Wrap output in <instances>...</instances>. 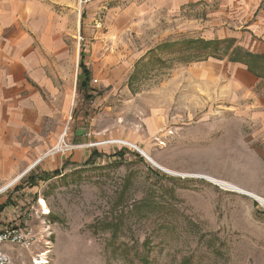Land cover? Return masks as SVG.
<instances>
[{
  "label": "rangeland",
  "instance_id": "rangeland-1",
  "mask_svg": "<svg viewBox=\"0 0 264 264\" xmlns=\"http://www.w3.org/2000/svg\"><path fill=\"white\" fill-rule=\"evenodd\" d=\"M138 2L22 0L35 14L23 29L35 27L32 47L52 82L55 141L15 183L19 201L45 200L49 214L35 223L49 242L11 255L31 264L49 247L45 264H264V204L206 180L264 198L259 126L243 101L209 95L196 77L209 58L239 62L235 41L207 40L206 8L149 14ZM81 51L90 98L77 87ZM0 202L8 217L13 202Z\"/></svg>",
  "mask_w": 264,
  "mask_h": 264
},
{
  "label": "crops",
  "instance_id": "crops-1",
  "mask_svg": "<svg viewBox=\"0 0 264 264\" xmlns=\"http://www.w3.org/2000/svg\"><path fill=\"white\" fill-rule=\"evenodd\" d=\"M132 5L148 9L149 14L206 8L207 40L230 38L243 52L264 53V0H140ZM33 17L32 9L23 11L22 0H0V183L29 171L38 152L47 150L42 153L46 157L55 141V132L47 127L53 107L45 98L53 91L52 82L37 48L32 47L34 37L28 31L35 27L29 21V30L23 29L28 25L24 20ZM195 68L209 95L244 102L243 114L259 126L264 139V78L241 62L209 58Z\"/></svg>",
  "mask_w": 264,
  "mask_h": 264
},
{
  "label": "built area",
  "instance_id": "built-area-1",
  "mask_svg": "<svg viewBox=\"0 0 264 264\" xmlns=\"http://www.w3.org/2000/svg\"><path fill=\"white\" fill-rule=\"evenodd\" d=\"M78 39L79 41L83 40L80 36ZM61 142L63 143L61 146L64 145L66 148L69 147V145L64 143L63 139H61ZM57 145L53 147V149L57 148ZM18 180L19 178L14 182L0 183V199L4 197L8 201L14 203H12V214L6 217L4 214V208L6 206H2L3 203L0 202V207H2L0 209V264H25L22 259H14L11 255L13 250L10 249L15 248L24 250L41 241L46 244L49 242L48 237L50 233L48 226L45 225L47 221L45 220L42 223V225H45L44 228H42L43 232H41L42 230L40 232L37 231V225L35 223L37 219L42 218L44 220L49 214V209L48 212H46L41 204V200L44 202L45 200L42 197L32 199L25 196L19 201L18 197L15 196L19 193L18 191L15 192V183ZM25 194L26 193L23 195ZM44 234H48V236L44 237ZM5 244H8L7 248L4 247ZM48 249L49 247L33 257L31 264H45L46 262L43 263L42 258L45 260L49 252Z\"/></svg>",
  "mask_w": 264,
  "mask_h": 264
},
{
  "label": "trees",
  "instance_id": "trees-1",
  "mask_svg": "<svg viewBox=\"0 0 264 264\" xmlns=\"http://www.w3.org/2000/svg\"><path fill=\"white\" fill-rule=\"evenodd\" d=\"M192 41V40H190ZM214 41V40H212ZM224 41V40H221ZM192 42H198V40L192 41ZM191 42V43H192ZM229 42L233 43L234 40H230ZM190 43V42H189ZM203 44L207 45L209 44V42L204 41ZM208 46H204L203 49L206 50ZM215 49H217L215 47ZM214 49V50H215ZM237 51L234 52V61H239L241 63H244L248 69L254 73L255 75H257L258 77H262L264 78V53L262 54H253L250 52H243L241 51V49H239L238 47H236ZM80 58H79V70L80 73L78 74V79H77V87L79 90H84L85 91V97L86 98H90V94H91V89L89 88V80H90V72L88 71V69L85 67L84 65V54L81 51L79 54ZM100 155L98 154L96 151H93L91 153V155L88 157L87 159V163L90 162V160H92L95 156ZM60 172L58 170L53 171L52 173L47 172V173H43V175L40 176V180H47L49 179L52 175H58ZM31 182L35 179V178H30ZM32 184H35V182L33 181ZM2 207H0L1 209Z\"/></svg>",
  "mask_w": 264,
  "mask_h": 264
},
{
  "label": "bare ground",
  "instance_id": "bare-ground-1",
  "mask_svg": "<svg viewBox=\"0 0 264 264\" xmlns=\"http://www.w3.org/2000/svg\"><path fill=\"white\" fill-rule=\"evenodd\" d=\"M123 143H126V144H128L129 146L133 147V148H134L135 150H137L141 155L143 154L144 156H146L147 159H148L151 163H153L154 165H157V166H158V164H157L156 162H154V160H152V159L146 154V152H145L142 148H140L139 146H137L136 144H134V143H132V142H130V141H127V142H124V141H123ZM143 155H142V156H143ZM18 178H20V176L14 178L13 180H10L9 182H14V181H16ZM206 180H208V181L211 182V183H215V184L218 183V184H221V185H223L224 187H227V188H229V189L236 190V191H238V192L244 193V194H246V195L252 197L253 199H255V200H257V201H259V202H261V203L264 204V198L260 197L259 195H257V194L254 193V192H251V191H247V190L241 189V188H239V187H237V186H235V185H233V184H230V183H228V182H222V181H220V180H218V179H216V178L206 177ZM41 204L43 205L44 210H45L46 212H48V208H47V206H46V204H45V202H44L43 200H41ZM42 262H43V263L46 262V261L44 260V258H42Z\"/></svg>",
  "mask_w": 264,
  "mask_h": 264
},
{
  "label": "water",
  "instance_id": "water-1",
  "mask_svg": "<svg viewBox=\"0 0 264 264\" xmlns=\"http://www.w3.org/2000/svg\"><path fill=\"white\" fill-rule=\"evenodd\" d=\"M139 153V152H138Z\"/></svg>",
  "mask_w": 264,
  "mask_h": 264
}]
</instances>
